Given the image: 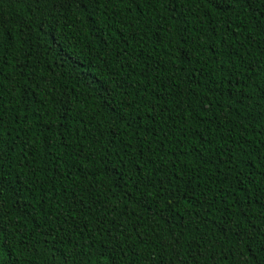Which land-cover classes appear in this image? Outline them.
Segmentation results:
<instances>
[{
  "label": "trees",
  "instance_id": "1",
  "mask_svg": "<svg viewBox=\"0 0 264 264\" xmlns=\"http://www.w3.org/2000/svg\"><path fill=\"white\" fill-rule=\"evenodd\" d=\"M0 264H264V0H0Z\"/></svg>",
  "mask_w": 264,
  "mask_h": 264
},
{
  "label": "snow or ice",
  "instance_id": "2",
  "mask_svg": "<svg viewBox=\"0 0 264 264\" xmlns=\"http://www.w3.org/2000/svg\"><path fill=\"white\" fill-rule=\"evenodd\" d=\"M220 2V0H217V3H219ZM3 186L2 185H0V192H3Z\"/></svg>",
  "mask_w": 264,
  "mask_h": 264
}]
</instances>
